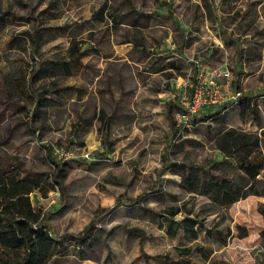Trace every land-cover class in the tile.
Here are the masks:
<instances>
[{
    "label": "rangeland",
    "instance_id": "obj_1",
    "mask_svg": "<svg viewBox=\"0 0 264 264\" xmlns=\"http://www.w3.org/2000/svg\"><path fill=\"white\" fill-rule=\"evenodd\" d=\"M104 3L121 13L135 10L146 16L150 26L141 50L126 53L124 43L132 32L127 26L113 32L107 21L97 28L89 25ZM44 10L60 14L62 18L48 26L66 27L89 55L76 80L87 97L41 113L27 105L16 107L1 91L3 74H20L26 63L34 64L31 44L22 39L24 32H31L24 20L31 16L39 22ZM4 12L8 19L0 23V158L17 159L35 174H50V150L51 159L62 168V188H57L62 197L50 203L55 189L48 180L47 197L32 194L30 200L47 214L53 236L65 238L64 246L76 239L89 264H159L154 256L176 260L184 248L211 245L202 233L196 242L187 241L182 234L189 219L221 232L214 236L211 264H264V221L259 213L263 197L250 196L216 209L206 198L177 186L179 164L206 166L219 159L212 137L222 126L209 119L183 132L186 126L176 117L181 108L176 89L184 86L179 92L190 95L198 71L227 69L230 79L218 80L223 98L235 90L241 98L253 97L264 122V0H0V16ZM177 24L189 29L190 37L180 35ZM15 35L21 37L9 43ZM182 36L190 39L191 47L181 53L192 67L199 64L194 67L198 71L171 82L147 74L161 56L177 58L171 41L182 48ZM64 42L51 45L61 49ZM153 83L163 84V93H153ZM225 113L227 125L257 130L240 121L235 105ZM56 149L68 152L69 158L58 159ZM91 223L90 237L78 240ZM192 251L194 262H200ZM53 264L79 262L56 259Z\"/></svg>",
    "mask_w": 264,
    "mask_h": 264
},
{
    "label": "trees",
    "instance_id": "obj_2",
    "mask_svg": "<svg viewBox=\"0 0 264 264\" xmlns=\"http://www.w3.org/2000/svg\"><path fill=\"white\" fill-rule=\"evenodd\" d=\"M7 15L8 12L2 13L0 23L8 19ZM25 33L23 35H28ZM34 34L39 33L35 30ZM29 40L33 42L32 36ZM29 65L33 69V66ZM34 101L36 106L33 110L45 112L43 110L45 106L40 105V99L36 98ZM230 105L238 106L242 121L251 120L258 128H263L257 104L249 98L224 104L220 106L221 108H206L198 115L192 116L186 124L187 127H183L187 130L193 125H205L209 119H215L222 126L212 137L219 159L206 166L193 164L179 185L186 193L206 198L208 204L216 209H226L248 196L264 198V130L258 134L229 127L226 123L228 114L225 112ZM46 157L54 168L53 173L35 174L25 170L17 159L0 158V264H51L63 247L62 239L51 234L47 214L42 208L33 207L30 200L32 194H37L43 199L47 197L44 186L48 180L53 188L54 186L62 188L61 181L64 179L61 175L62 168L51 159L50 150H46ZM59 196L62 197L61 192ZM259 213L264 221V210L259 209ZM187 221L190 222L186 223ZM186 222L183 225L182 235L188 242L196 241L204 226L192 220ZM93 228L94 225L91 223L78 240L88 239ZM204 233L205 239L221 235V232L205 231ZM260 234L264 236V228ZM192 250L198 254L201 263L194 262L191 256ZM212 252L196 244L193 248H184L176 260H170L168 255L154 256L152 259L159 264H209Z\"/></svg>",
    "mask_w": 264,
    "mask_h": 264
},
{
    "label": "crops",
    "instance_id": "obj_3",
    "mask_svg": "<svg viewBox=\"0 0 264 264\" xmlns=\"http://www.w3.org/2000/svg\"><path fill=\"white\" fill-rule=\"evenodd\" d=\"M103 10L101 11V8ZM131 9V8H130ZM42 15V14H41ZM39 16L40 19H43L41 21H36V19L32 18H25V23L27 24V27H29L30 33L26 32L23 36V40L25 42H28L31 44V56L34 58V64L33 69L30 68V65L26 63V68H23L20 74H14L11 71H8L7 73L3 74V81L4 86L3 90L1 92L6 91L5 95L8 99L15 100L18 104V108L24 107V106H31L32 108L36 105L34 99H40L41 106H45V112L49 109H52L59 104H70L75 102H80L84 100L87 97V90L77 84L76 80L79 79V74L83 72L85 69L84 65V59H86L87 55H89V52L87 49H84V44L77 40L75 37L71 36L66 32V27H53L48 26V24L52 21H56L60 16V19L62 16L59 14L56 16V12L50 11V10H44V14L42 16ZM21 18H16V21ZM20 21V20H18ZM105 21L110 23V26L108 27L110 31L116 32L121 27L127 26L132 32L131 37H128L126 43H124L126 48V53L130 51L132 48H136L138 50H141L142 45L144 43V40L146 39V33L145 30H147L150 26V23L148 22L146 16H143L141 13H137L135 10H128V12L121 13L118 10L109 7L106 3L100 5L95 12L90 17L89 25L93 28H97L105 23ZM21 22V21H20ZM31 24V26H29ZM128 29V30H129ZM35 30L39 33L38 35H35ZM176 31L180 33V35H184L189 32L188 30H182V26L177 24ZM23 35V34H22ZM32 36L33 42L29 40V38ZM139 36L141 38H139ZM182 36L184 39V46L182 48L179 47L173 40L171 41L170 48L174 51L173 56L176 55L177 58L174 60H170V57L168 56H161L162 58L157 59V62H153L154 65L151 66V71L147 74L150 75H162L167 81L171 82L175 78L185 77V75L190 74L191 71L196 72L195 68L199 67V64L197 66H193V63H191V60L187 58V56L182 54L183 49L190 48L191 45L188 46V38L190 36ZM21 37V36H20ZM19 37V38H20ZM18 36H13L9 39V43H12L14 41H18ZM63 39L64 46L63 48L59 49L58 45H51L53 41ZM161 40V39H160ZM164 38H162L163 42ZM46 44V48L43 50V45ZM140 47V48H139ZM147 54H152L148 51H146ZM171 54V53H170ZM172 57V56H171ZM195 67V68H194ZM31 69V71H29ZM201 70V69H199ZM203 70V69H202ZM19 72V71H18ZM195 74V73H194ZM34 77L32 78V76ZM73 79V84H71V80ZM23 83V84H22ZM152 91L153 93H163V84H154L153 83ZM177 86L180 85L179 82L176 84ZM167 89L169 88V85L166 84L165 86ZM184 86H180L181 89H183ZM180 88L176 89L177 94L180 95ZM126 89L128 88H123ZM156 91V92H155ZM183 91V90H182ZM5 98V97H4ZM249 98L254 102H256L257 107L259 109V116H260V122L262 123L263 128L260 129L258 126L251 120H248L246 122L242 121L239 117V108L237 105H235V110L237 112L238 118L243 124H248L249 122L252 124L253 127H255L257 130L254 132L253 130H245L248 132L253 133H260L261 130H264V122L261 120L262 115V108L258 104V102L253 97H245ZM6 99V98H5ZM177 99L179 100V96H177ZM21 104V105H20ZM264 105V103H262ZM20 108V109H22ZM264 108V107H263ZM263 118V117H262ZM100 121H105L104 114L101 112L99 116ZM249 123V124H250ZM229 126V125H228ZM111 126H109L110 129ZM231 127V126H229ZM180 129V128H179ZM241 129V128H240ZM183 132H187L188 129H181ZM193 162L190 164H179V180L177 181V186L179 187L180 182L187 176V173L189 171V168L193 166ZM182 191V190H181ZM184 192V191H182ZM186 193V192H185ZM189 195H194L191 193H186ZM250 197V196H248ZM247 197V198H248ZM256 197V196H252ZM246 199V198H245ZM244 200L240 199L237 202ZM237 202L233 203L232 205L236 204ZM230 205L229 207H231ZM228 207V208H229ZM189 220V219H186ZM185 220V222H186ZM194 221V220H192ZM182 227V226H181ZM213 226H211L212 228ZM195 228V227H194ZM210 227H204V230L201 232L202 234H205L204 232L207 231L209 233H219V229L215 228V230H211ZM204 236V235H203ZM65 238H63L64 240ZM62 240V241H63ZM207 240L211 245L203 246L209 250H214L213 248V241L215 240L214 237L210 236ZM75 241V240H74ZM178 241V239L176 240ZM197 241V240H196ZM196 241H193L191 243H194ZM79 242H71L68 246H64L61 248L59 253L54 257L51 264L55 262L56 259L63 260V259H74L79 264H89V259L86 257H83L82 250L78 247ZM76 244V245H75ZM213 255V254H212ZM207 264V263H206Z\"/></svg>",
    "mask_w": 264,
    "mask_h": 264
},
{
    "label": "built area",
    "instance_id": "obj_4",
    "mask_svg": "<svg viewBox=\"0 0 264 264\" xmlns=\"http://www.w3.org/2000/svg\"><path fill=\"white\" fill-rule=\"evenodd\" d=\"M205 76L202 78V75ZM197 82L190 95H187L184 91L180 93L179 102L180 110L177 112L176 117L178 121L184 122L183 124L187 127V122L192 116L198 115L202 110L215 107L218 108L228 103H236L241 99L240 91H232L231 96L228 99L223 98L221 93V85L218 80L228 81L230 79V73L227 69L221 70H209V71H198ZM58 159H68L69 153L62 149L54 150ZM55 190L51 191L50 203L55 204L58 197L59 191L56 186Z\"/></svg>",
    "mask_w": 264,
    "mask_h": 264
}]
</instances>
